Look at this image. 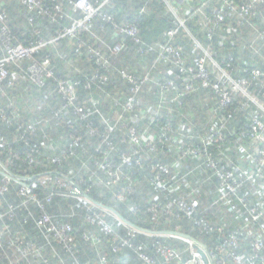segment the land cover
Segmentation results:
<instances>
[{
    "label": "built area",
    "instance_id": "1",
    "mask_svg": "<svg viewBox=\"0 0 264 264\" xmlns=\"http://www.w3.org/2000/svg\"><path fill=\"white\" fill-rule=\"evenodd\" d=\"M112 1L114 0H97L96 2L60 0L52 11L46 7L44 0H21L29 13L30 26L36 24L37 16L38 18L45 16L52 24H59L62 19L71 22L58 25L54 31H51L50 36L46 35L45 29L36 27L33 32L35 38L24 42H17L9 24V14L0 4V93L3 96H8L6 91L14 87L16 78L27 80L38 88L45 87L48 79L55 75V69L49 54L43 57L40 55L45 50L56 46L62 39L69 38L74 44L86 47L91 53L93 68L90 74L85 75V87L93 89L97 86L103 89L107 84H112L113 91L106 92V95L110 97L111 103L119 107L114 114H106L101 108V101L96 96H93L90 104L84 102L81 104L77 100V87L81 85V80H59L56 92L43 93L44 102L41 103L47 104V108L50 106V114L42 111V114L36 118V122L18 124V130L21 133L19 141H23L29 151L15 152L11 148L17 140L4 142L1 134L0 147L2 146L15 159H22L24 163L32 165L35 162L34 154L38 155L36 153L40 154V151L35 147L28 149L31 135L36 134L37 130L48 124L50 120L56 121V125H59L61 117L66 120L73 113L79 120L85 121L82 127L87 128L89 136L93 139V155L91 156L93 178L90 180L111 188L120 186L115 192V197L125 201L133 191V185L124 188V181L129 176L124 173L121 166H130L133 163L141 165L144 158L150 154V150L155 148L154 141L158 140L162 144L163 138L166 137V140H170L171 147L180 148V152H172L174 148L172 147L168 152L179 156L178 160L172 165L160 163L153 167L157 174L152 178V184L156 185L157 191L148 201L150 203L148 210L153 213V219H158L163 213L173 214L194 220V223L203 231L213 232L216 229L221 231L222 227H217L216 223L209 221V218L202 215L200 211L202 207L200 196L203 192L207 194L206 189H210L211 207H223L225 211H238L239 205L244 208L243 224L239 230L251 229L253 240L250 253L244 246L242 252H238L241 246L239 231H233L224 236L222 242L213 250L203 244L202 248L207 254L209 264H213L214 260L217 264H221L220 262L222 264H257L258 262L264 264V0H165L167 11L174 16L175 24L165 32V41L152 44L142 39L136 24L117 23L112 15L104 12V7ZM65 6H68V9ZM141 11H146V8H142ZM79 14H81L80 17ZM97 17H102L106 23H112L115 35L123 37V40L111 45L97 34L93 30V23ZM189 20H194L197 27H201L207 42L210 43L218 37L217 47L205 45L194 35L188 27ZM101 30L105 31L104 25H101ZM183 33L191 38L194 51H199L200 54L188 56L183 51V47L174 43V39ZM85 36H90L91 41H87ZM124 38H130L133 44L138 46L137 51L141 55L157 54L151 64L142 66V73H135L127 67L116 64V59L125 50H129ZM237 50L242 53L248 52L250 59L242 68L232 64V55ZM218 56H222L221 61L217 59ZM227 58L230 62H226ZM12 65L17 68L14 72L10 70ZM236 69L239 71L235 73ZM237 72H239L238 75ZM167 77L170 78L166 79ZM113 78L127 84V92L122 91L121 85L113 81ZM160 80H164V84H160ZM178 80L182 82V89H179L176 84ZM150 83L160 86L159 95L156 96L157 104H145L142 100L145 87ZM199 88L210 90L216 98L215 106L210 108L211 118L208 121L211 123L210 128L205 130V125H201L200 128L205 132L196 135L192 126L193 122L189 119L187 122L181 120L176 128L171 124L162 126L163 134L157 138L155 130H152L150 126L162 118V110L171 102H177L179 106H182L184 97ZM171 90L175 93H170ZM13 103L15 102L11 101L9 105L15 106ZM239 105L244 109L255 107L250 114L252 129L232 144L227 142L226 137L227 132H230V122L234 119ZM7 114L6 111H2L1 117L9 124L21 118L18 109L13 110L10 116ZM97 117L100 118V123L96 121ZM143 120H150L149 126H144ZM76 122L80 127L82 122ZM73 123L72 118L65 121L68 128H73ZM169 132L172 133L168 134ZM77 133L78 131L74 130V135H62L58 143L51 148L52 151L43 154V157L56 165L63 162L78 164L81 161L83 168L87 167L86 162H83L84 152L80 151L84 147L83 137ZM244 138L246 144L243 142ZM117 139H121V143ZM48 144V137L45 134L41 145L48 148ZM120 144H127L128 150L121 152ZM234 146L236 150L244 154V157L237 162L226 157L227 152L236 151L233 149ZM215 150L221 157L215 155ZM188 156L199 159L200 164L197 168L201 167L202 170L207 171L202 185H193L188 181L192 173L199 175L197 168L180 176L186 161L183 162V160ZM233 163L238 166L237 171L232 170ZM98 171H102L105 178H101L97 174ZM0 174L2 175L0 250L3 249V240H6L8 247L13 251L9 264H19L22 258H29V261L34 259L39 264H53L50 257L45 254L47 245L38 246L32 241L27 243L26 234L13 229L10 225V222L17 220L21 209H29L33 204L39 208V215L36 217L35 213L30 211L23 218V222L27 224L31 218L35 219L37 227L46 234L47 243H56L64 247L73 258V264H82L76 257L73 225L69 222H58L55 215L48 209L56 196L77 195L75 197L89 212L87 219L111 234L113 240L120 242L123 246H129V237H136L139 234L173 236L162 234V232H150L124 223L110 208L95 202L86 194L81 185L75 181L77 177L75 168H71L64 174L55 169H49L38 176H23L12 172L0 159ZM162 174H166L169 180L163 179ZM214 180L218 181L217 185L214 184ZM182 182L185 183L184 186L181 185ZM11 184L19 186L17 196L22 201L18 204L9 203L5 207L3 197L8 193ZM245 184L252 186V190L248 193L252 200H249L247 192L245 195L239 192ZM43 187L46 190L42 189ZM181 187L184 188L182 195H172ZM42 190L45 191L40 193ZM100 209L102 211L99 212ZM140 210L137 204L130 209L133 213H138ZM105 213H107L106 216H113L126 227L127 236L118 233ZM83 239L92 241L94 246L101 243L99 236H92L89 232L83 233ZM189 242L192 257L185 262L180 260L178 264H204L199 252L194 251V243ZM113 249L116 252L119 247L116 246ZM137 250L140 251L142 248L139 247ZM158 251L165 257L167 263L180 257L171 248L159 247ZM51 252L53 257L61 259L62 264H66L56 248H53ZM140 256L145 262L155 264V261L147 254L141 253ZM101 261L103 264H108L105 256L101 257Z\"/></svg>",
    "mask_w": 264,
    "mask_h": 264
},
{
    "label": "trees",
    "instance_id": "2",
    "mask_svg": "<svg viewBox=\"0 0 264 264\" xmlns=\"http://www.w3.org/2000/svg\"><path fill=\"white\" fill-rule=\"evenodd\" d=\"M60 0H44L46 7L54 11V8L58 5ZM96 2L97 0H93ZM9 14V24L11 26L12 32L17 39V42L31 41L35 38L34 30L36 27H41L45 29L46 35L50 36L51 31H54L58 25L70 24V20L62 19L59 24H52L49 22L48 18L45 16H37L36 24L30 26L28 16L29 13L25 5L21 0H0ZM68 9V6H65ZM142 8H146V11L142 12ZM104 12L113 16L114 21L117 23H134L139 27L140 35L142 39L149 44L155 42L165 41V32L172 28L175 24L174 16L167 11V5L165 0H114L109 5L104 7ZM81 14H79L80 17ZM101 25H104L105 31L101 30ZM188 27L191 29L192 33L196 35L205 45H211V47L216 48L218 37L212 42H207L206 35L201 27H197L194 20L188 21ZM93 30L101 35V37L106 40L109 44L114 45L116 42L122 41L123 37L115 35L114 25L112 23H106L102 17H97L93 23ZM91 39L90 36H85L87 41ZM127 42L129 50H125L122 55H120L116 60V64L120 67H127L129 70L135 73H142V66L146 67L151 64L155 55L150 53L148 55H141L137 49L138 46L133 44L130 38H124ZM174 43L179 47H183V51L188 56H193L200 54L199 51H194V45L191 38L183 33L178 35L174 39ZM99 45V44H97ZM132 46V49L130 47ZM49 54L52 59V66L55 69V75L48 79L47 84L43 88L36 87L35 84L28 82L27 80H21L16 78L14 87L8 88V96H3L0 93V134L4 142H10L17 140L12 148L16 151H26L27 146L23 141H19L21 133L18 130V124L27 122H36V118L43 112L50 114V106L47 108V104H42L43 93H53L56 92L55 89L58 85L59 80H81V85L77 87V100L79 103L90 104L92 102L93 96H96L99 101H101V108L106 114H114L119 107H116L110 102V97L106 95V92H112V84H107L103 89L94 86L93 89H88L85 87L86 74H90L93 68V60L91 58V53L87 51L86 47H79L74 44L69 38L62 39L56 46H53L49 50H45L40 56ZM232 64L238 68L244 67L246 62H249L248 52H241L237 50L234 52ZM218 60H222V56H218ZM226 62H230L227 58ZM11 72L17 70L15 66L10 67ZM239 71V69L235 70ZM239 72H237V75ZM170 77H167L168 79ZM117 81L121 85V89L127 92V84L122 80L112 79ZM160 80V84H164ZM179 89H182V82L178 80L176 82ZM159 84L150 83L145 87L143 93V102L145 104H157L159 95ZM170 93H175L173 90ZM32 95V96H31ZM172 95V94H171ZM11 101H14L13 105H9ZM37 102H40L37 104ZM36 103V104H35ZM216 98L212 92L208 89L199 88L196 91L188 94L184 97V102L182 106H179L177 102H171L166 108L162 110V118L159 121L153 123L150 126L152 130H155V135L157 138L162 136V126L171 124L175 128L181 120L193 122L194 134L198 135L204 133L211 126L209 119L211 118L210 108L215 106ZM113 105V107L111 106ZM36 106L33 110L32 107ZM212 107V108H213ZM34 108V107H33ZM19 111L21 118L19 120L13 121L11 124L7 123L2 117L1 112L6 111L7 115L13 110ZM255 109L252 107L250 109H244L241 105L238 106V110L235 112L234 119L230 122V132H227L226 140L232 144L236 142L237 138L241 139L252 129L251 113ZM69 118L74 120L73 128H68L65 121ZM59 125H56V121L50 120L48 124L37 130L36 134L31 135V140H29V147H35L39 149V152L34 154L35 162L32 165H28L21 160L15 159L13 155L5 151L3 147H0V159L2 162L8 165L9 169L20 175H36L38 176L45 170L55 169L61 174L68 173L71 168H75L77 177L75 181L81 185V188L86 192V194L95 202L117 210L121 213L127 220L132 222L137 227L143 228L150 232H163V231H181L186 234L191 235L194 239L207 245L210 250L215 249L224 239V236L228 235L230 232L239 231V236L241 240V246L238 252H242L243 246L248 248V253L252 249V230L241 231L239 228L243 224L242 218L244 216V208L239 205L238 211H225L223 207H211L210 203L212 199L210 198V189H206L200 196L202 207L200 209L201 214L209 218V221L216 223L217 227H222L221 231L217 229L213 232L203 231L201 227L194 223V220H190L187 217H177L173 214H162L158 219H153V213L149 212V199L156 193L157 187L153 185L152 178L157 174V171L153 168L155 165L163 163L167 165H172L179 156L172 155L168 151L172 149L170 140L163 138L162 144L157 140L154 141L153 145L155 148L150 150L141 165L133 163L130 166H121L124 173L129 177L124 181V188L133 185V191L128 195L127 200L121 201L116 199L115 192L120 188V186L111 188L105 184H100L97 181L90 180L93 178L91 175L93 170V139L89 136L86 127H82L85 121L79 120V118L71 113V115L65 120L63 117L60 119ZM81 123L82 128L79 127ZM96 121L100 123V118H96ZM144 126H149L150 120H143ZM201 125H205L206 129H201ZM43 128V129H42ZM83 137L84 147L80 151L84 152V161L86 166L83 168V163L79 161L78 164H73L71 162H63L62 164H54L51 161H47L43 154L52 151L51 148L58 143L59 138L62 135H74V130ZM77 133V134H78ZM172 132H169L170 134ZM48 137V148L41 145L43 135ZM175 135V134H171ZM176 136V135H175ZM116 141V140H115ZM117 141L121 143V139ZM195 141H197L195 139ZM129 142V141H128ZM243 142L246 144L245 138ZM119 145V144H117ZM173 145H175L173 143ZM236 150V146L233 148ZM119 150L121 152H126L128 150L127 144H120ZM29 151V150H27ZM180 152V148L174 147L172 152ZM213 151V150H212ZM211 151V152H212ZM215 155L221 157L218 151H214ZM227 158H231L234 162L239 161L244 157V154L238 149L232 153H226ZM186 160V161H185ZM10 161V163L8 162ZM185 161V166L181 169L180 176L187 174L190 170L195 169L200 164V160L192 156H188ZM119 163L118 160H116ZM233 163L232 170L238 169V166ZM238 164V163H236ZM235 166V167H233ZM90 168V170L88 169ZM199 175L192 173L188 178V181L193 185H202L206 179L207 171L202 168L196 169ZM98 175L101 178H105L102 171H98ZM163 179L169 180L166 174H162ZM2 175L0 174V180ZM84 183H83V181ZM82 181V182H81ZM86 183V184H85ZM184 182L181 183L184 186ZM214 184L217 185L218 181L214 180ZM122 186V187H123ZM18 185L11 184L9 186V191L3 197L4 206L7 207L9 203L15 202L18 204L21 202V198L17 196ZM42 189H45L44 187ZM182 189H179L176 193L172 195H182ZM46 190V189H45ZM45 190L40 191L43 193ZM252 190L251 185H242L240 188V193L247 195L249 200L252 198L249 196V191ZM209 191V192H208ZM43 197V196H41ZM137 204L141 209L138 213H133L130 211L131 207ZM49 211L55 215L58 222H69L73 225V234L75 235L76 242V257L82 264H103L101 257L105 256L108 260V264H149L143 260L140 256L141 253H145L150 256L155 264H178L181 261H188L192 257L191 243L188 240H184L178 237H170L165 235H149V234H139L136 237H129L130 245L123 246L120 242L113 240V236L104 231L103 228L97 224H92L88 219L89 212L85 206L76 199L65 198L62 196H56L54 201L49 204ZM34 212L35 216L39 215V208L33 204L29 209H21L18 212V218L15 221L10 222L13 229L23 231L26 236V242H35L39 245L46 246L45 254L50 257V261L53 264H62L61 259L53 257L51 251L56 248L58 254L62 256L66 264H73V258L65 250L64 247L54 244L47 243L46 234L42 232L40 228L37 227L35 219L31 218L30 222L25 224L23 218L28 215L29 212ZM102 210H99V212ZM107 213H105L106 216ZM107 219L114 225L118 233L127 236V229L123 224H120L113 216H106ZM89 232L92 236H99L101 238V243L98 246H94L93 242L90 240L83 239V233ZM3 249L0 250V264H9V258L12 256V249L8 247L6 240H3ZM54 245V246H52ZM52 246V247H51ZM118 246V251L114 252V247ZM139 247L142 250H137ZM166 247L171 248L177 252L180 257L171 262H166L164 256H162L158 248ZM39 264L34 259L29 261V258H22L19 264ZM43 264V263H41ZM249 264V263H247ZM257 264H263L258 262Z\"/></svg>",
    "mask_w": 264,
    "mask_h": 264
},
{
    "label": "water",
    "instance_id": "3",
    "mask_svg": "<svg viewBox=\"0 0 264 264\" xmlns=\"http://www.w3.org/2000/svg\"><path fill=\"white\" fill-rule=\"evenodd\" d=\"M110 210L119 218L121 219L124 223L132 225L136 228H140L137 227L136 225H134L132 222H130L129 220H127L121 213H119L117 210L110 208ZM162 234H169V235H173V236H177L179 238L185 239V240H189L193 243L196 244V249L199 252V254L202 256L203 261L205 264H209V259L207 257V254L205 252V250L202 248L203 247V243L194 239L191 235L186 234L184 232L181 231H163Z\"/></svg>",
    "mask_w": 264,
    "mask_h": 264
},
{
    "label": "rangeland",
    "instance_id": "4",
    "mask_svg": "<svg viewBox=\"0 0 264 264\" xmlns=\"http://www.w3.org/2000/svg\"><path fill=\"white\" fill-rule=\"evenodd\" d=\"M182 11H183V10H182ZM33 107H34V108H33ZM33 107H32V109L34 110L36 106H33ZM49 186H50V185H49ZM75 196H77V195H73V194H72L71 196H62V197L78 200ZM100 210H101V209H100ZM86 219H87V218H86ZM188 241H189V240H188ZM193 246H194V251L197 250V249H195V248H196V244H195V243H194ZM220 263L222 264V262H220ZM204 264H205V263H204ZM213 264H217V262L214 260Z\"/></svg>",
    "mask_w": 264,
    "mask_h": 264
}]
</instances>
